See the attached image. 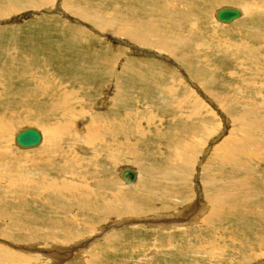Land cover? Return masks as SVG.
<instances>
[{
    "label": "rangeland",
    "instance_id": "rangeland-1",
    "mask_svg": "<svg viewBox=\"0 0 264 264\" xmlns=\"http://www.w3.org/2000/svg\"><path fill=\"white\" fill-rule=\"evenodd\" d=\"M222 8L242 17L219 23ZM0 13L11 264L36 249L38 264H264V0H0ZM27 127L55 137L19 148Z\"/></svg>",
    "mask_w": 264,
    "mask_h": 264
},
{
    "label": "bare ground",
    "instance_id": "bare-ground-1",
    "mask_svg": "<svg viewBox=\"0 0 264 264\" xmlns=\"http://www.w3.org/2000/svg\"><path fill=\"white\" fill-rule=\"evenodd\" d=\"M19 8V7H18ZM222 9H224V8H222ZM19 10V9H18ZM219 10H221V9H219ZM218 10V11H219ZM218 11H216L215 12V14H214V17H215V19H216V14H217V12ZM240 12V11H239ZM0 15H2L1 13H0ZM242 17V14H241V12H240V16L238 17V18H236V19H234V20H232L231 22H228V23H224V22H220V21H218L217 19V21L219 22V23H222V24H230V23H233L234 21H236V20H238V19H240ZM136 28H137V25H136ZM150 28V27H149ZM133 29V28H132ZM143 30V29H142ZM136 33V32H135ZM138 33H140V31L138 32ZM137 39V38H136ZM263 61V60H262ZM102 62V61H101ZM95 66V65H94ZM106 73H108V72H106ZM98 81V80H97ZM120 87V86H119ZM62 97V96H61ZM66 97V96H65ZM44 98V97H43ZM62 99V98H61ZM63 100V99H62ZM57 101V100H56ZM65 102H68V101H65ZM108 102V101H107ZM31 103V102H30ZM63 103V102H62ZM46 104V103H45ZM59 104H60V102H59ZM63 104H65L66 105V103H63ZM68 105V104H67ZM58 106V105H57ZM61 107V106H60ZM34 108V107H33ZM36 108V107H35ZM62 108V107H61ZM63 108H65L64 106H63ZM67 108V107H66ZM116 108V107H115ZM122 108V107H121ZM65 110V109H64ZM40 111V110H39ZM65 111H67V109L65 110ZM64 111V112H65ZM117 111V110H116ZM41 112V111H40ZM112 112V111H111ZM48 114V113H47ZM46 114V115H47ZM60 114V113H59ZM67 114V113H66ZM114 114V113H113ZM118 114V113H117ZM125 114H127V113H125ZM129 114V113H128ZM111 115V114H110ZM109 116V115H108ZM117 116V115H116ZM127 116V115H126ZM125 116V117H126ZM49 117V116H48ZM62 117V116H61ZM66 117H68L67 115H66ZM124 117V116H123ZM109 118V117H108ZM111 118V117H110ZM116 118H118V117H116ZM129 118V117H128ZM83 119V118H82ZM121 119V118H120ZM119 119V120H120ZM124 119H127V118H124ZM68 120V119H67ZM113 120V119H112ZM38 121V120H37ZM105 121H107V120H105ZM115 121V120H114ZM122 121V120H121ZM244 121V120H243ZM261 121V120H260ZM63 122V121H62ZM65 122V121H64ZM108 122V121H107ZM111 122V121H110ZM123 122V121H122ZM121 122V123H122ZM125 122V121H124ZM123 122V123H124ZM148 122V121H147ZM257 122V121H256ZM255 122V123H256ZM116 123V122H115ZM71 124V123H70ZM127 124V123H126ZM249 124H251V123H249ZM262 124V122L261 123H259V124H257V125H255L254 127L255 128H258V125H261ZM67 125V124H66ZM96 125V124H95ZM109 125H110V123H109ZM117 125V124H116ZM129 125V124H128ZM127 125V126H128ZM149 125V124H148ZM68 126H70V125H68ZM86 126V125H85ZM94 126V125H93ZM105 126V125H104ZM250 126H252V125H250ZM50 127V126H49ZM53 127V126H52ZM52 127H51V129H52ZM74 127V126H73ZM101 127H103V126H101ZM116 127V126H115ZM123 126H121L119 129H121ZM63 128V127H62ZM71 128V127H70ZM250 128V127H249ZM67 129V128H66ZM84 129V128H83ZM89 129V128H88ZM103 129V128H102ZM107 129H108V127H107ZM111 129V128H110ZM118 129V130H119ZM9 130H10V128H9V125H8V123L6 124V123H3V125H2V128H1V130H0V139H4L5 137H7V134H9ZM91 130V129H90ZM89 130V131H90ZM100 130V129H99ZM105 130V129H104ZM116 130V129H115ZM125 130V129H124ZM65 131H67V130H65ZM88 131V132H89ZM95 131H97V130H95ZM94 131V132H95ZM120 131V130H119ZM132 131V130H131ZM151 131V130H150ZM62 132V131H61ZM70 132V131H69ZM80 132V131H79ZM87 132V131H86ZM121 132H123V130L121 129ZM127 132V131H126ZM157 132V131H156ZM249 132H251V131H249ZM40 133V132H39ZM43 133V132H42ZM47 133V132H46ZM82 133V132H81ZM90 133V132H89ZM97 133V132H96ZM108 133V132H107ZM112 133H113V131H112ZM41 134V133H40ZM61 134V133H60ZM80 134V133H79ZM99 134V133H98ZM115 134H116V132H115ZM17 134H15V136H16ZM43 135V134H42ZM74 135V134H73ZM144 135V134H143ZM148 135H149V133H148ZM255 135V134H254ZM15 136H14V143H15ZM86 137L84 138V140H86V141H90L89 140V138L91 137V140L93 141L94 139H95V136H89V134L87 133V135H85ZM101 136V135H100ZM114 136V135H113ZM123 136V135H122ZM45 137V140H43L44 138L41 136V141L42 142H44V144H46L45 142H47V141H49L50 143L52 142V139L55 137H53V135H52V133L51 132H49L48 134H46V136H44ZM59 137V136H58ZM64 137V136H63ZM106 137V136H105ZM104 137V138H105ZM108 137V136H107ZM105 138L106 140H108V138ZM141 137V136H140ZM148 137V136H147ZM75 138H76V136H75ZM104 138H101V141H102V144H103V140H104ZM118 138H121V137H118ZM126 138V137H125ZM145 138H146V136H145ZM150 138V137H149ZM6 139V138H5ZM57 139V138H56ZM70 139V138H69ZM111 140V139H110ZM116 140V139H115ZM41 141H40V143H41ZM76 141V140H75ZM112 141H113V139H112ZM126 141V140H125ZM147 141V140H146ZM54 142H55V140H54ZM58 142V141H57ZM56 142V143H57ZM97 142V141H96ZM96 142H95V144H96ZM124 141H122V143H123ZM144 142V141H143ZM254 142V141H253ZM1 143V142H0ZM39 143V144H40ZM81 143V142H80ZM99 143V142H98ZM113 143H114V141H113ZM127 143V142H126ZM130 143V142H129ZM38 144V145H39ZM49 144V143H48ZM94 144V145H95ZM121 144V143H120ZM131 144V143H130ZM15 145H17L16 143H15ZM37 145V146H38ZM50 145V144H49ZM52 145V144H51ZM77 145V144H76ZM108 145V144H107ZM116 145V144H115ZM114 145V146H115ZM132 145V144H131ZM256 145V144H255ZM261 146H264V145H262V144H260ZM18 146V145H17ZM37 146H35V147H37ZM53 146H54V144H53ZM52 146V147H53ZM19 147V146H18ZM47 147V146H46ZM80 147V146H79ZM108 147V146H107ZM122 147V146H121ZM254 147V146H253ZM19 148H21V147H19ZM32 148H34V147H32ZM48 148V147H47ZM53 148H55V147H53ZM58 148V147H57ZM56 148V149H57ZM124 148V147H123ZM158 148V147H157ZM261 148V147H260ZM259 148V149H260ZM22 149H26V148H22ZM29 149V148H28ZM99 149V148H98ZM98 149H97V151H98ZM102 149V148H101ZM110 149H112V147L110 148ZM118 149V148H117ZM116 149V150H117ZM126 149V148H125ZM259 149H257V150H259ZM49 150V149H48ZM51 150H52V148H51ZM243 150V149H242ZM262 150H264V147L262 148ZM46 151V150H45ZM50 151V150H49ZM59 151V150H58ZM106 151V150H105ZM52 152H54V151H51V153ZM112 152V151H111ZM110 152V153H111ZM256 152V151H255ZM255 152H252V153H255ZM109 153V152H108ZM55 154V153H54ZM103 154V153H102ZM114 154V153H113ZM116 154H118V153H116ZM62 155V154H61ZM49 156V155H48ZM63 156V155H62ZM108 156V155H107ZM106 156V157H107ZM226 156H229L228 154L226 155ZM251 157H255V156H252V155H250ZM55 157V156H54ZM101 157H103V156H101ZM119 157V156H118ZM263 156H261L260 158H262ZM57 158V157H56ZM60 159H61V157H60ZM113 160V159H112ZM117 160V159H116ZM54 161V160H53ZM44 162V161H43ZM46 162V161H45ZM112 162V161H111ZM251 162V161H250ZM54 163V162H53ZM229 163V162H228ZM227 163V164H228ZM43 164V163H42ZM1 165V164H0ZM39 164H37V166H38ZM47 165V164H46ZM59 165V164H58ZM235 165L237 166V164L235 163ZM4 165H2V167H3ZM44 166V165H43ZM1 167V166H0ZM7 167V166H6ZM8 167H9V165H8ZM39 167V166H38ZM45 167V166H44ZM52 167V166H51ZM13 168V167H12ZM11 167H10V169L11 170H13ZM36 168V167H35ZM43 168V167H42ZM46 168V167H45ZM48 168V167H47ZM63 168V167H62ZM4 169H7V168H4ZM4 169H3V171H4ZM49 169V168H48ZM53 169V168H52ZM1 170H2V168H1ZM42 170V169H41ZM45 170V169H44ZM60 170H61V168H60ZM6 171V170H5ZM1 172V171H0ZM13 172V171H12ZM41 172V171H40ZM44 172V171H43ZM124 172V170L121 172V178H122V173ZM7 173H8V171H7ZM42 173V172H41ZM62 173V172H61ZM65 174V173H64ZM0 175H2V174H0ZM10 175V174H9ZM47 175V174H46ZM161 175V174H160ZM38 176H40V175H38ZM41 176H43L42 174H41ZM47 176H49V175H47ZM45 177V176H44ZM36 178H38V177H36ZM43 178V177H42ZM46 178V177H45ZM54 178V177H53ZM48 179V178H47ZM60 179V178H59ZM49 180V179H48ZM50 180H53V179H50ZM49 180V181H50ZM164 180V179H163ZM46 181V180H45ZM123 181V180H122ZM10 182V181H9ZM39 182V181H38ZM42 182V181H41ZM41 182H39V183H41ZM53 182V181H52ZM57 182V181H56ZM55 182V183H56ZM60 182V181H59ZM33 183H35V182H33ZM43 183V182H42ZM49 183V182H48ZM36 184H37V182H36ZM59 184H61V183H59ZM126 184V183H125ZM43 185V184H42ZM52 185V184H51ZM101 185V184H100ZM99 185V186H100ZM41 186V185H40ZM49 186H50V184H49ZM49 186H46V187H48L49 188ZM53 186V185H52ZM80 186V185H79ZM82 186V185H81ZM144 186V185H143ZM37 187H39V186H37ZM54 187H58L57 185L55 186H53V189H54ZM83 187V186H82ZM50 188H51V186H50ZM84 188V187H83ZM89 188V187H88ZM144 188V187H143ZM38 189V188H37ZM42 189V188H41ZM57 189V188H56ZM58 189H59V187H58ZM79 189V188H78ZM77 189V190H78ZM84 189H86V187L84 188ZM32 190V189H31ZM48 190V189H47ZM50 190V189H49ZM48 190V191H49ZM60 190V189H59ZM81 190V189H80ZM97 190V189H96ZM51 191V190H50ZM56 193H57V191L56 190H54ZM53 191V192H54ZM87 191H89V190H87ZM99 191V190H98ZM101 191V190H100ZM152 191V190H151ZM218 191V190H217ZM216 191V192H217ZM24 192V191H23ZM28 192V191H27ZM52 192V191H51ZM52 192V193H53ZM72 192V191H71ZM76 192V191H75ZM79 192H81V191H79ZM222 192V191H221ZM245 192V191H244ZM55 193V194H56ZM61 193V192H60ZM64 193H66V192H64ZM70 193V192H69ZM73 193V192H72ZM89 193V192H88ZM223 193V192H222ZM229 193L230 192H228L227 194H228V197H229ZM253 193V192H252ZM62 194V193H61ZM68 194V193H67ZM74 194V193H73ZM72 194V195H73ZM91 194V193H90ZM215 194V193H214ZM225 194H226V192H225ZM60 195V194H59ZM59 195H56V196H59ZM75 195H77V194H75ZM96 195V194H95ZM143 195V194H142ZM145 195V194H144ZM210 195V194H209ZM218 195V194H217ZM244 195V194H243ZM248 195H249V193H248ZM251 195V194H250ZM60 196H62V195H60ZM69 196V195H68ZM74 196V195H73ZM81 196V195H80ZM100 196V195H99ZM121 196V195H120ZM213 196V195H212ZM220 196V195H219ZM236 196V195H235ZM63 197H64V194H63ZM62 197V198H63ZM86 197H89V195L88 196H86ZM85 197V198H86ZM98 197V196H97ZM223 197V196H222ZM245 197V196H244ZM253 197V196H252ZM105 198V197H104ZM114 198V197H113ZM116 198V197H115ZM224 198V197H223ZM223 198H221V199H223ZM246 198V197H245ZM251 198V197H250ZM100 199V198H99ZM145 199V198H144ZM234 199V198H233ZM70 200V199H69ZM76 200V199H75ZM102 200V199H101ZM100 200V201H101ZM145 200H147V199H145ZM212 200V199H211ZM226 200V199H225ZM240 200V199H239ZM244 200V199H243ZM247 200V199H246ZM251 200V199H250ZM46 201H49V200H46ZM135 201V200H134ZM230 201V200H229ZM233 201V200H232ZM236 202H237V199L235 200ZM78 202H79V200H78ZM104 202V201H103ZM121 202V201H120ZM119 202V203H120ZM218 202V201H217ZM224 202V201H223ZM241 202H242V200H241ZM81 203V202H80ZM83 203V202H82ZM106 203V202H105ZM117 203V202H116ZM149 203H150V201H149ZM226 203V202H225ZM238 203V202H237ZM236 203V204H237ZM251 203V202H250ZM72 204V203H71ZM76 204H78V203H76ZM209 204H211V203H209ZM228 204V203H227ZM242 204V203H241ZM137 205V204H136ZM217 205V204H216ZM229 205V204H228ZM52 206V205H51ZM221 205H218L216 208L215 207H212V209H211V211H210V215H213L214 213H215V211H219V209L221 208L220 207ZM233 206H235L234 204H233ZM243 206V205H242ZM77 207V206H76ZM79 207V206H78ZM110 207V206H109ZM185 207V206H184ZM225 207V206H224ZM231 207V206H230ZM244 207V206H243ZM250 207V206H249ZM57 208V207H56ZM80 208H81V206H80ZM138 208V207H137ZM141 208V207H140ZM238 207L236 206L235 207V209H237ZM242 208V207H241ZM186 209V208H185ZM190 209V208H189ZM202 209H204V206H202ZM206 209V208H205ZM245 209V208H244ZM55 210H57V209H55ZM149 210V209H148ZM231 209L229 208V211H230ZM233 210V209H232ZM248 210V209H247ZM72 211V210H71ZM133 211V210H132ZM250 211V210H249ZM68 212V211H67ZM92 212V211H91ZM224 212V211H223ZM247 212V211H246ZM251 212V211H250ZM73 213V212H72ZM71 213V214H72ZM231 213V212H230ZM14 214V213H13ZM54 214V213H53ZM84 214V213H83ZM181 214V213H180ZM183 214V213H182ZM186 214H188V213H186ZM189 214H191V213H189ZM222 214V213H221ZM10 215V214H9ZM59 215V214H58ZM86 215V214H85ZM192 215H194V214H192ZM197 215H200L199 213H198V211H197ZM208 215V214H207ZM224 215V214H223ZM82 216V215H81ZM84 216V215H83ZM124 216V215H123ZM155 216H156V214H155ZM206 216V215H205ZM204 216V217H205ZM209 216V215H208ZM1 217V216H0ZM2 217H3V215H2ZM9 217V216H8ZM69 217V216H68ZM77 217H78V215H77ZM79 217H80V215H79ZM170 217H173L172 215L170 216ZM179 217V216H178ZM187 217V216H186ZM224 217V216H223ZM70 218V217H69ZM73 218H75V217H73ZM73 218H71V219H73ZM11 219V218H10ZM177 219V218H176ZM194 219V218H193ZM146 220V219H145ZM204 220V219H203ZM213 220V219H212ZM102 221H103V219H102ZM149 221V220H148ZM174 221H177V220H174ZM199 221H201V220H199ZM76 222V221H75ZM186 222V221H185ZM150 223H153V221H151ZM156 223H158V220H156L155 221V224ZM180 223V222H179ZM117 224V223H116ZM124 225H125V223H123ZM181 224V223H180ZM179 224V225H180ZM187 224V223H186ZM119 225V224H118ZM133 225V224H132ZM176 225V223L175 222H168V221H162L161 222V227H164V228H168V230L169 229H171V227L172 226H175ZM185 225V224H184ZM120 226H122V225H120ZM182 226V225H181ZM14 227V226H13ZM178 228V227H177ZM183 228H185V227H183ZM203 228V227H202ZM199 229V228H198ZM223 229V228H222ZM189 230V229H188ZM16 231V230H15ZM206 232V231H205ZM236 232H238V231H236ZM231 233V232H230ZM223 234H224V232H223ZM222 234V235H223ZM209 235V234H208ZM74 236V235H73ZM191 236V235H190ZM202 236V235H201ZM200 236V237H201ZM76 237V236H75ZM198 237H199V235H198ZM58 238V237H57ZM228 239V238H227ZM58 240V239H57ZM61 240V239H60ZM184 240V239H183ZM229 240H230V238H229ZM228 240V241H229ZM77 241V240H76ZM207 241V240H206ZM211 241V240H210ZM92 242V241H91ZM90 243V242H89ZM184 243V242H183ZM213 243H214V241H213ZM218 243V242H217ZM231 243V242H230ZM81 244V243H80ZM91 244V243H90ZM179 244V243H178ZM224 244V243H223ZM160 245V244H159ZM194 245V244H193ZM210 245V244H209ZM213 245V244H212ZM88 246V245H87ZM171 246V245H170ZM78 247V246H77ZM84 247V246H83ZM166 247V246H165ZM215 247V246H214ZM262 247V245H259L257 248L259 249V248H261ZM133 248V247H132ZM180 248V247H179ZM203 248V247H202ZM216 248V247H215ZM20 248H18V250H19ZM24 249H29V248H24ZM212 249V248H211ZM214 249V248H213ZM10 250V249H9ZM13 250V249H12ZM11 250V251H12ZM32 250V249H31ZM33 250H35V249H33ZM50 250V249H49ZM202 250V249H201ZM204 250V249H203ZM219 250V249H218ZM17 251V250H16ZM20 251V250H19ZM29 251V250H28ZM206 251V250H205ZM217 251V250H216ZM42 250H39V249H36L35 250V253H36V255H38V256H36L35 258L34 257H32L31 258V262H32V264H38V263H40V257H39V255L40 254H42ZM56 252V251H55ZM59 252H61V251H59ZM63 253V252H62ZM73 253V252H72ZM32 254V253H31ZM133 254V253H132ZM54 255V254H53ZM63 255V254H62ZM75 255V254H74ZM195 255V254H194ZM19 256H21V255H19ZM211 256V255H210ZM213 256H214V254H213ZM221 256V255H220ZM27 257V256H26ZM29 257V256H28ZM44 257H48V256H44ZM53 257V256H52ZM216 257V256H215ZM30 258V257H29ZM27 259V258H26ZM221 259V258H220ZM223 259V258H222ZM221 259V260H222ZM237 259V258H236ZM0 260L2 261V263H4V264H11V261L13 260L14 262H16L17 260H18V258H16L15 257V255H12L11 253H8V252H6V251H4V249L3 248H1L0 247ZM61 260V259H60ZM65 260V259H64ZM211 259H209V261H210ZM212 260H214V259H212ZM221 260H219V262L221 261ZM225 260V259H224ZM46 261H48V259L46 260ZM77 261V260H76ZM81 261V259L79 260V262ZM203 261H205V260H203ZM208 261V262H209ZM22 262V261H21ZM20 262V263H21ZM57 262V261H56ZM60 262V261H59ZM61 262H63V261H61ZM211 262H214V261H211ZM216 262V261H215ZM231 262V261H230ZM47 263V262H46ZM183 263V262H182ZM54 264V263H53ZM58 264V263H57ZM62 264V263H61ZM73 264V263H72ZM259 264V263H258Z\"/></svg>",
    "mask_w": 264,
    "mask_h": 264
},
{
    "label": "water",
    "instance_id": "water-1",
    "mask_svg": "<svg viewBox=\"0 0 264 264\" xmlns=\"http://www.w3.org/2000/svg\"><path fill=\"white\" fill-rule=\"evenodd\" d=\"M240 12L234 8H224L217 12L216 19L220 22L228 23L238 18ZM41 141V134L32 127H27L17 133L15 143L21 148H32L37 146ZM137 179V173L131 169H125L122 173V180L126 184H132Z\"/></svg>",
    "mask_w": 264,
    "mask_h": 264
}]
</instances>
